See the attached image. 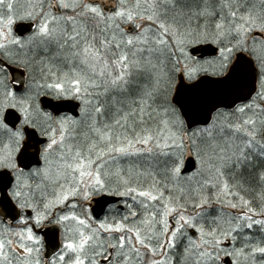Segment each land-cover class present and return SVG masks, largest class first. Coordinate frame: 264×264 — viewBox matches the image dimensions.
<instances>
[{
  "label": "snow or ice",
  "instance_id": "obj_1",
  "mask_svg": "<svg viewBox=\"0 0 264 264\" xmlns=\"http://www.w3.org/2000/svg\"><path fill=\"white\" fill-rule=\"evenodd\" d=\"M0 264H264V0H0Z\"/></svg>",
  "mask_w": 264,
  "mask_h": 264
}]
</instances>
